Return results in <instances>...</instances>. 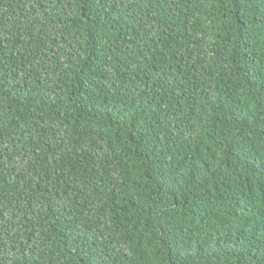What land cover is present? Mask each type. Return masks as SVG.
Instances as JSON below:
<instances>
[{
  "label": "trees",
  "instance_id": "obj_1",
  "mask_svg": "<svg viewBox=\"0 0 264 264\" xmlns=\"http://www.w3.org/2000/svg\"><path fill=\"white\" fill-rule=\"evenodd\" d=\"M0 264H264V0H0Z\"/></svg>",
  "mask_w": 264,
  "mask_h": 264
}]
</instances>
